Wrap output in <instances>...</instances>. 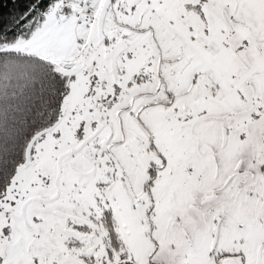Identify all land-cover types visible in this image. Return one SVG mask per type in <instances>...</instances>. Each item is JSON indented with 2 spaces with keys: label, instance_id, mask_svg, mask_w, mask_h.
Instances as JSON below:
<instances>
[{
  "label": "snow or ice",
  "instance_id": "obj_1",
  "mask_svg": "<svg viewBox=\"0 0 264 264\" xmlns=\"http://www.w3.org/2000/svg\"><path fill=\"white\" fill-rule=\"evenodd\" d=\"M0 264H264V0H0Z\"/></svg>",
  "mask_w": 264,
  "mask_h": 264
}]
</instances>
